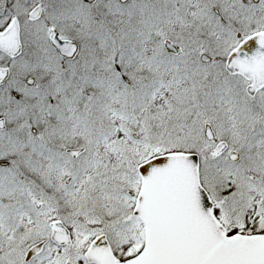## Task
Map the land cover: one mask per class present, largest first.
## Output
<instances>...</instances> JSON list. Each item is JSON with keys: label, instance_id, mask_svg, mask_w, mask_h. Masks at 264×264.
<instances>
[{"label": "snow or ice", "instance_id": "6c2138e0", "mask_svg": "<svg viewBox=\"0 0 264 264\" xmlns=\"http://www.w3.org/2000/svg\"><path fill=\"white\" fill-rule=\"evenodd\" d=\"M0 264H264V0H0Z\"/></svg>", "mask_w": 264, "mask_h": 264}]
</instances>
